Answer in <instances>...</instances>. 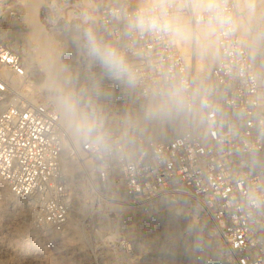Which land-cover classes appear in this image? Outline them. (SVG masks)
I'll list each match as a JSON object with an SVG mask.
<instances>
[{
  "label": "built area",
  "instance_id": "2783aa9c",
  "mask_svg": "<svg viewBox=\"0 0 264 264\" xmlns=\"http://www.w3.org/2000/svg\"><path fill=\"white\" fill-rule=\"evenodd\" d=\"M166 4L173 14L177 5ZM138 5L129 6L127 0H44L39 17L59 42L71 41V49L60 56L75 78L88 75V83L107 77L87 54L85 32L91 30L121 48L136 69L133 97L173 90L185 101L180 133L166 140L135 138L133 154L121 158L124 196L151 202L165 192L187 194L214 221L230 264H264V68L255 64L237 33L235 0H217L213 11L200 16L220 21L215 33L219 56L210 70L211 88L203 95L194 90L172 37L130 34L128 16ZM15 15L9 0H0V179L26 201L34 228L42 231L69 219L73 197L64 159L73 152L70 147L83 159L101 158L105 142L99 125L75 145L55 105L31 102L15 88L28 78L20 52L3 34ZM86 83H77L78 91L87 90ZM120 96L127 95L124 91ZM78 99L87 102L81 95ZM115 146L125 149L121 141ZM111 169L96 171L98 185L109 184Z\"/></svg>",
  "mask_w": 264,
  "mask_h": 264
},
{
  "label": "rangeland",
  "instance_id": "374dc122",
  "mask_svg": "<svg viewBox=\"0 0 264 264\" xmlns=\"http://www.w3.org/2000/svg\"><path fill=\"white\" fill-rule=\"evenodd\" d=\"M22 1L24 0H9L13 8L21 6ZM43 1L39 5L37 20L44 32L48 33L39 19ZM107 1L124 2V0ZM182 1V5L178 8L179 12L187 10L186 1ZM163 2L167 1L163 0ZM197 2L191 0L193 5ZM140 3L141 0H127L129 6ZM251 3L244 5L235 0L236 19L240 17L253 37L249 40L243 38L242 42L251 50L255 64L264 68V37L256 36L258 29L263 27L264 31V23L259 25L258 20L247 24L244 22ZM213 4L209 5L213 6ZM209 5L199 7L195 19L197 14L207 10ZM251 7L253 6H250V9ZM215 20L198 17L197 22L215 23V35L220 26L219 19ZM21 23L19 25L25 28L22 31L27 34L26 25ZM173 39L176 44L178 39ZM27 42L29 44L25 43L23 47L35 57V49L30 41ZM193 48L198 54L196 79H194V68L190 63L191 47L188 48L187 55L185 53L183 55L182 50L177 47L189 67L193 82L197 81L194 84L195 91L197 92L199 88L198 94L203 95L212 85L210 70L214 65L211 62L213 57L203 53L198 44H194ZM60 49L61 46L58 56ZM33 65L36 73L44 77V72L40 70L36 59ZM21 81V83L16 82L15 88L27 100L56 106L52 98L56 90L45 87L44 81L39 83L33 76ZM108 82L115 88L112 82ZM119 86L121 87L122 84ZM87 90L91 92L90 101L85 104L80 103L79 108L85 113L90 110L96 111V115L100 118L99 129L102 135L100 139L105 142V152H101V158L83 159L76 154L74 147H70L73 152H68L64 161L65 165L69 162L73 167L71 170L66 165L75 208L68 222L53 227L54 230H36L33 226L31 209L26 201L15 196L8 189L9 194L5 196L0 190V264H230L220 231L189 195L181 192H165L151 202H140L124 196L122 180L111 183L110 187H102L94 179L96 171L100 167L107 166L114 169L117 178H121L119 164L123 156L116 155L113 150L121 139L130 144V155H132L135 138L166 140L180 132L186 117L182 96L173 90L163 94L162 96L178 94L183 100L182 106L171 107L167 115L156 116L157 119L147 130L135 128L136 130L133 131L130 130L129 122L122 121V115L133 116L150 102V98L135 96L136 103L123 104L122 98H98L93 96L92 87L88 86ZM104 131H110L111 134L103 136ZM119 133L121 136L118 135ZM84 139L86 138L76 134L75 141L72 142L76 145ZM1 185L7 188L2 181Z\"/></svg>",
  "mask_w": 264,
  "mask_h": 264
},
{
  "label": "bare ground",
  "instance_id": "6f19581e",
  "mask_svg": "<svg viewBox=\"0 0 264 264\" xmlns=\"http://www.w3.org/2000/svg\"><path fill=\"white\" fill-rule=\"evenodd\" d=\"M165 1H167L165 3H173L177 5V9H175V11L177 12L174 11L175 13H173L172 15L177 16L180 20V23L184 26L186 30V38L178 39V41L176 42L177 44L176 47H178L180 51L182 50L183 55L184 53L185 55H187V51L191 47L190 63H191V67L194 68V79H196L195 75L197 74H195V72L197 73V68H198L196 55L198 54L193 48V45L198 44V47L202 48L203 53L208 54V56L213 57V60L211 61L212 64H215L219 56V52L217 50L216 37H214L215 36L214 30L216 28V24L215 23H212V24L198 23L197 22L198 16L200 17L203 12L201 14H197L196 16L197 20H196L195 19L196 11L199 7L203 8V7L208 6L209 4L215 3L216 0H197L198 2L196 5L195 4L193 5L191 3V0H185L187 4V10L183 12L178 11V8H180V5H182L183 3L182 0H165ZM22 2L23 3L21 4V6H17L13 8L14 10H16L17 15H15V17H12L8 20V22H11L9 23L10 25L8 24V22L7 24H5V26L3 27V34L8 38L10 43L15 48H17L18 51L20 52L23 62L25 64L26 70H27V77L33 76V78H36L37 82L39 83L40 82L42 83V81H44L45 87H50L55 90L61 89L65 91H73L77 97L81 95L82 97L86 98V101H88L89 93L91 92L85 89H82L83 91L80 92L77 89V86H78L77 83H81L82 86H84V84L87 81L88 75L87 76L78 75V78H75L74 74L73 73L70 74L68 70L69 67L67 65V59L63 56H60V53L58 56L60 46H61L60 52L71 49L72 47L71 41L65 42V43L59 42L58 39L55 38L53 35H51L49 30L43 26L44 29L48 33L44 32L39 21L37 20V12L39 9V5L42 3V0H24ZM250 2L252 3L249 5L248 15L244 19V22L247 24L252 21L258 20L259 25H263L264 23V16H263L264 0H238L239 4L243 3L244 5H248ZM239 4L237 5L238 7H239ZM250 6H253L254 8L251 7L250 9ZM21 22H23L26 25V29L28 32L27 34L22 31L25 28L19 25V24H22ZM235 25H236V30H237V33L240 39L244 38V39L249 40L250 38L251 39L253 38L252 35L249 33L248 29L246 28L245 24L243 23V21L240 19V17H237V19H235ZM257 31H258V34L256 35L257 37H264L263 27L258 29ZM27 41L31 42L32 47L36 51L35 54L37 57L36 56L34 57L33 53L32 55L28 53L26 48L23 47L25 43H28ZM189 45L191 46L189 47ZM59 57L61 58L60 60L62 62L59 60ZM35 59L39 63L40 70L44 72V77H41L40 74L36 73L37 71L33 65ZM70 77L72 81L70 80ZM108 81L112 82L115 85V88ZM191 81H192V84H195V82H197L196 80H194L193 82L192 78H191ZM119 84H122V86L120 87ZM86 85L87 87L88 86L92 87V93L94 97L95 96H97L98 98L114 97V99L116 98L119 99L121 98L120 96L121 92L125 91L127 96L122 97L123 104L124 103L125 104L126 103L127 104L136 103L131 93L132 86H129L128 84L122 81L117 82L107 77L97 76V78H93V80H90L88 83H86ZM194 86L196 87V85ZM195 87H194V90H195ZM199 91L200 90L198 88L197 92ZM54 95H55V92L54 94H52V98L54 97ZM159 97L160 95L151 97L150 102H148V104H145L142 110L135 112L133 116L132 115L127 116V114H123L122 121L129 122L130 130L134 131L136 130L135 128H140V129H143L144 131L147 130L148 127H150L151 124H153L154 121L157 119V117H149L147 115V110L149 106L153 104V102ZM59 111H60V116H61V123L67 132V137L72 139V141L73 140L75 141V137H76L75 131L69 126L68 121L66 120L63 112L60 109ZM87 113L92 114V113H96V111L90 110V112H87ZM121 143L125 145V149H123V151H119L117 148H114V153L116 155L120 154V156H123V158H129L130 150H131L130 144L123 142L122 139H121ZM115 159L117 160V156H115ZM116 162L117 161H115V163ZM66 165H68L70 169L73 170V167L70 165L69 162ZM116 176L117 175L115 174V171L112 168L110 171V177H109L110 182L107 185L108 187L111 186V183L114 184V182L116 181L118 182L119 180L121 181V178H117ZM1 181L2 180L0 179V190L2 191V194L5 196L9 193L7 191V188L1 185ZM170 191H175V189H170ZM73 204H75L74 200H72L71 212L75 208ZM70 214H69V217H70ZM210 219L213 222L214 226H216L212 218ZM66 222H68V220ZM50 229L54 230L53 227H51Z\"/></svg>",
  "mask_w": 264,
  "mask_h": 264
},
{
  "label": "clouds",
  "instance_id": "9594fccd",
  "mask_svg": "<svg viewBox=\"0 0 264 264\" xmlns=\"http://www.w3.org/2000/svg\"><path fill=\"white\" fill-rule=\"evenodd\" d=\"M208 10L214 9L209 5ZM128 29L130 34L148 32L177 39L186 38L184 26L177 16L170 14L169 7L163 0H141L135 11L128 16ZM85 38L88 56L99 63L109 79L122 81L129 86L135 85L138 79L136 69L121 48L103 41L91 30L85 32ZM53 102L63 112L76 134L89 138L97 131L98 116L96 113L82 112L79 108V99L73 91L57 89ZM182 104L183 100L178 94L161 96L149 106L147 115L149 117L167 115L171 107H180Z\"/></svg>",
  "mask_w": 264,
  "mask_h": 264
}]
</instances>
